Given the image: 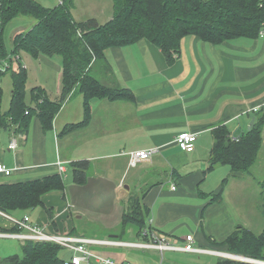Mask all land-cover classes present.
I'll return each instance as SVG.
<instances>
[{
    "label": "crops",
    "instance_id": "crops-1",
    "mask_svg": "<svg viewBox=\"0 0 264 264\" xmlns=\"http://www.w3.org/2000/svg\"><path fill=\"white\" fill-rule=\"evenodd\" d=\"M38 1L53 7L62 0ZM73 2L72 14L77 21L95 17L104 23L114 12V0ZM19 19L24 21L17 27H32L35 22L29 17L13 20ZM37 58L51 62L43 54ZM105 59L110 69L103 82L131 90L134 101L93 99L90 123L63 134L65 126L85 118L84 95L76 92L62 105L51 130L44 131L38 118L31 121L26 134L0 127V163L13 170L9 176L0 174V184L61 174L60 165L66 174L67 164L72 168L73 162L89 163L84 183L78 184L73 178L72 185L64 190L42 196L44 205L54 209L53 220L43 207L14 214L29 215L49 232L147 243L149 237L139 235L134 228L126 233L120 228L124 198L132 187L144 185L147 188L141 203L148 211V227L178 241L192 234L195 246L205 251L162 253L129 244L95 245L96 250L115 260L138 264L239 260L225 242L239 227L254 232L264 229V221L246 208L254 206L263 218V200H247L241 182L245 175H234L229 165L217 164L208 170L209 153L216 127L224 125L233 137H241L254 118L252 109L264 102V37H239L214 44L187 36L173 61L143 38L132 45L106 49ZM57 68L59 89L55 92L59 96L62 70L60 65ZM43 88L49 95L50 90ZM184 131L198 134L192 152L182 150L176 142L177 135ZM15 136L18 146L10 149ZM147 148L157 151L131 167L125 153ZM219 193L220 200L213 201ZM14 229L10 220L0 216V232Z\"/></svg>",
    "mask_w": 264,
    "mask_h": 264
},
{
    "label": "trees",
    "instance_id": "trees-1",
    "mask_svg": "<svg viewBox=\"0 0 264 264\" xmlns=\"http://www.w3.org/2000/svg\"><path fill=\"white\" fill-rule=\"evenodd\" d=\"M73 5V0H62L53 7H46L38 0H0V60L25 48L36 56L56 54L62 58V89L58 99H52L39 86L28 93V72L24 65L12 72V92L7 110H2L0 88V127H10L16 133L26 134L33 117H37L44 131L51 130L62 105L76 92L84 95L85 118L80 123L65 126L63 134L90 123L93 99L134 101L131 90L103 82L104 74L110 69L105 50L110 47L128 46L146 38L159 47L169 61H173L174 55L179 53L182 39L187 36H198L207 42L221 44L239 37L257 38L264 29V0H114L113 15L104 23L95 17L75 20ZM17 17H29L35 22L27 31L15 34V47L11 50L5 43V29ZM94 70L96 74H93ZM2 76L0 73V78ZM254 118V124L241 135L239 142L231 139L226 126L214 129L208 170L217 164H227L233 173L239 171L243 175H251L255 171L259 176L257 182L261 188L264 215V107L254 113ZM259 155L263 156L262 161H259ZM88 167L87 161L72 163L74 182L81 184L87 180ZM64 189L65 181L61 174L2 183L0 209L16 216L15 211L43 207L53 220L54 209L44 205L42 196ZM220 198L219 193L213 201ZM144 209L146 215L142 217L123 214L122 233L134 228L142 235L145 229H152L147 225L148 211ZM225 243L233 254L264 260V229L257 234L239 227ZM62 250L54 242L29 240L22 243L23 256L10 255L0 264H67L60 256ZM219 264L253 263L222 259Z\"/></svg>",
    "mask_w": 264,
    "mask_h": 264
},
{
    "label": "built area",
    "instance_id": "built-area-1",
    "mask_svg": "<svg viewBox=\"0 0 264 264\" xmlns=\"http://www.w3.org/2000/svg\"><path fill=\"white\" fill-rule=\"evenodd\" d=\"M259 37H264V29L260 31ZM21 60L20 56H16L8 62L7 59L0 60V73L7 74L12 68L15 61ZM1 82V78H0ZM264 107V102L252 109L253 113L258 112ZM232 136V135H231ZM235 142L240 141V137H231ZM198 140V134L190 131H184L177 135L176 142L179 147L187 152H192L196 148V142ZM17 138L12 137L9 148L16 149ZM157 151V148H147L128 151L125 154L129 157V165L135 166L136 164L146 161ZM61 175H64V166H59ZM13 172L12 169L8 168L3 163H0V174L9 176ZM176 189V186H172ZM0 216L10 220L13 226L16 228L11 232H0V238L11 237L21 240L22 243L26 241L36 242H54L59 244L64 250L70 253V257L66 260L67 264H138L132 261H118L100 251L96 250L93 246L95 245H122L129 244L135 247L154 248L160 252L167 250H177L184 252H204L205 249L199 248L194 244V236L192 234L186 235L182 241L171 239L168 236L157 232L153 229H145L142 235L149 237L147 243L143 242H120L112 239H98L92 237H85L73 233H58L46 231L40 225L34 223L29 215L17 217L11 215L0 209Z\"/></svg>",
    "mask_w": 264,
    "mask_h": 264
},
{
    "label": "rangeland",
    "instance_id": "rangeland-1",
    "mask_svg": "<svg viewBox=\"0 0 264 264\" xmlns=\"http://www.w3.org/2000/svg\"><path fill=\"white\" fill-rule=\"evenodd\" d=\"M104 20L105 17H102ZM23 19L19 20H12L10 21L5 29V43L8 47V49H13L14 46V37L15 34L18 32V30L25 28V30L28 28H31L29 25L17 27L20 22H23ZM27 29V30H28ZM16 56H20L21 60L15 61L12 65V68H10V71L7 72V74H4L1 77L0 82V88L2 90V110H7L9 108L10 104V98H11V92H12V80H11V74L13 71H18L21 65H24L28 69V77H27V83H26V89L29 93V91L34 87L41 85L45 88H48L50 90L49 96L52 99H58L59 96H57V92L59 89V85L56 82L58 78V68L57 66H61L62 70V58L59 55H53V56H47L49 61H41L37 58L36 55H33L32 52L28 49H22L16 54H11V56L7 57L8 62ZM5 58V59H7ZM62 73V71H61ZM93 74H96L95 70L93 71ZM61 75V74H60ZM105 76V75H104ZM103 76V78H105ZM57 91V92H55ZM30 99V95L28 96V102ZM37 117H33V119H36ZM32 119V121H33ZM16 133V132H15ZM17 136V135H16ZM262 155L258 157L259 161H262ZM68 172L63 175L65 186H70L73 183V172L70 164H67ZM257 178H259L258 174L253 171L251 175L246 174L244 180L241 179V182L244 183L243 186V192L247 195L246 198L250 203H254L258 201L261 198V188L257 182ZM137 186V185H135ZM147 187L138 186V187H132L130 189L129 196L124 198V202L122 204L123 206V214L126 212L128 216H134V217H142L146 215V211L144 207L141 204L142 196L145 192ZM131 196H133V199L131 200ZM127 201V202H126ZM260 201V200H259ZM248 210L251 211L254 215L257 214L258 219H262L264 221V216L261 218L262 214L255 211V207L250 205L246 207ZM255 232L261 231L262 229H255ZM22 242L19 239H10V238H0V262L10 255H19L23 256L22 252ZM236 255V254H234ZM60 256L64 259H68L70 257V253L66 250H62L60 253ZM240 256V255H239ZM246 257V256H245ZM250 258V257H247ZM218 258H214V260L217 261ZM253 259V258H252ZM229 260V259H228ZM253 264H264V260H258L254 259ZM233 261H244V260H233ZM245 262V261H244ZM247 262V261H246ZM242 263V262H240Z\"/></svg>",
    "mask_w": 264,
    "mask_h": 264
},
{
    "label": "water",
    "instance_id": "water-1",
    "mask_svg": "<svg viewBox=\"0 0 264 264\" xmlns=\"http://www.w3.org/2000/svg\"><path fill=\"white\" fill-rule=\"evenodd\" d=\"M254 121H255V118H253V119L251 120L248 129L251 128V126L254 124ZM234 175H236V176H243V173H242V172H239V171H235V172H234ZM233 257H237V258H239V259H245V260H248L249 262H254V261H255V260L252 259V258H247V257L242 256V255H240V256H239V255H233Z\"/></svg>",
    "mask_w": 264,
    "mask_h": 264
}]
</instances>
